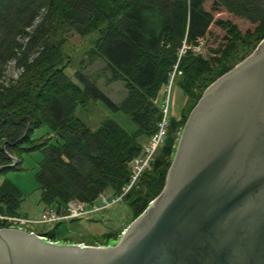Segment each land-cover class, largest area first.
Returning <instances> with one entry per match:
<instances>
[{
  "label": "trees",
  "instance_id": "trees-1",
  "mask_svg": "<svg viewBox=\"0 0 264 264\" xmlns=\"http://www.w3.org/2000/svg\"><path fill=\"white\" fill-rule=\"evenodd\" d=\"M237 19L250 26L243 31ZM90 35H96L87 51L90 62L100 59L105 66L87 75L85 63L76 80L66 72L72 57L65 45ZM263 38L264 0H0V165L12 163L10 155L20 160L0 172V215L23 217L24 192L8 172L23 170L25 154L36 151L44 154L36 172L44 209L74 199L94 204L103 192L121 195L131 178L129 163L143 150L141 138H149L162 119L165 89L177 65L173 84L178 79L188 103L180 116H170L151 168L123 196L131 223L164 189L179 133L204 90ZM201 39L206 55L193 49ZM184 42L189 47L180 54ZM10 62L19 74L6 81ZM98 75L123 81L127 97L114 102L100 88ZM99 100L127 114L136 129L113 118L93 129L78 109ZM83 219L101 223L93 216L68 221ZM63 222L37 233L107 245L122 230L103 228L75 239L60 233ZM11 226L0 219V228Z\"/></svg>",
  "mask_w": 264,
  "mask_h": 264
},
{
  "label": "water",
  "instance_id": "water-1",
  "mask_svg": "<svg viewBox=\"0 0 264 264\" xmlns=\"http://www.w3.org/2000/svg\"><path fill=\"white\" fill-rule=\"evenodd\" d=\"M0 264H264V38L205 90L164 189L116 245L0 228Z\"/></svg>",
  "mask_w": 264,
  "mask_h": 264
},
{
  "label": "rangeland",
  "instance_id": "rangeland-1",
  "mask_svg": "<svg viewBox=\"0 0 264 264\" xmlns=\"http://www.w3.org/2000/svg\"><path fill=\"white\" fill-rule=\"evenodd\" d=\"M236 21L239 23L243 31H245L250 26V23L248 22L244 23L238 19ZM60 37H62L61 34H59L58 38ZM95 37L96 35H90L89 37L83 39L82 37L76 36L74 38H71V40H69V42L65 45L66 52L72 57L71 65L70 67L66 69V72L68 73V75L72 76L76 80H77L76 72L82 69L85 63L87 64V66L83 68L82 71L87 75H93L94 73H99L105 66V63L100 59H96L93 62H90L89 55L87 54V51L93 45L92 39H94ZM186 46L189 47L188 44ZM206 46L207 45H204V40H203L201 51L196 50V47H194L193 49L195 52H198V53L203 52L206 55L208 52L207 50H205ZM256 48L257 47H255V49ZM254 50H252L248 54V56L252 54ZM18 74L19 72L15 67V63L10 62L5 72V80L8 81L10 78L16 77ZM97 80L100 85V88L114 102L119 104L127 97L128 91L126 90V87L123 81H112L111 82L107 78H105V76H99V75L97 77ZM165 93H166L167 102H168V97H169L170 116H180L181 109L185 107L188 103V97L183 91V89L180 87L178 83V79L173 84L171 88V92L169 91V87L168 88L166 87ZM162 98H163V94L161 95L160 99L162 100ZM78 115L83 120H85L87 124H89L93 129L99 128L101 124L103 123V121L107 118L115 119L117 122H119L122 126H124L129 131H133L136 129L134 122L131 120V118L127 114L123 113L122 111L112 110L111 107H109L106 102L101 101V100L92 102L90 107L87 109L79 108ZM183 129L179 133L177 144H176V150H177V146H178L179 139H180ZM149 138L142 137L141 142L143 144H146L147 142H149ZM43 156L44 154L41 151H36V152L25 154L24 163H23L24 169L20 171L12 170L8 172V177L11 178L15 183H17L24 192V200L20 206L19 212L22 214L24 218L27 219V221H25L23 224L20 223V225L11 226L13 228H19V229H23V230H27V231L35 232V233L37 232L39 233V232L46 231V230L53 228L51 224L35 222V220L41 216L42 211L44 209V206L40 200L41 189L36 180V172L40 168V162L43 159ZM110 198L112 199L113 197L110 196ZM97 203L100 204V201H97ZM131 214L132 212H131L128 202L121 200L111 205L110 207L104 208L103 210L92 215L93 217L98 219L101 223L91 222V220H87V219L77 220V221H67L61 224L60 233L65 234V236L72 235V237L76 239V238L89 236L91 233H94L95 235H97L103 231L102 230L103 228L105 229V231H109L115 228H120L122 230H121V234L118 237V239L107 245L100 244L99 242L87 243L81 240H76L77 242H71V243L80 244L81 246H85V247L113 246V245H116L120 241L124 232L127 231V228L129 227V225L134 221L133 220L131 223H128L131 217ZM1 220H4V219H1ZM53 241H57L60 243H65V244L70 243L68 241L67 242L64 241L62 237L59 238V241L58 240H53Z\"/></svg>",
  "mask_w": 264,
  "mask_h": 264
},
{
  "label": "built area",
  "instance_id": "built-area-1",
  "mask_svg": "<svg viewBox=\"0 0 264 264\" xmlns=\"http://www.w3.org/2000/svg\"><path fill=\"white\" fill-rule=\"evenodd\" d=\"M202 42L200 40L199 45L195 46L196 50L201 51L202 49ZM187 43L184 42V45L181 49V53L183 54L187 50ZM177 71V65L175 66L174 72L171 73L169 84V91L171 92L173 80L175 78ZM179 71L178 73H180ZM165 99L162 105V119L158 122L156 131L150 136L149 142L143 145L142 152L134 157L131 162L129 163L130 170H131V178L130 181L123 187L122 194L119 196L110 195L113 198L111 199L108 194L105 192L101 193L99 196L100 204L97 202L94 204H89L84 201L79 200H70L64 206L60 207L59 209L53 208H45L42 211L41 216L35 220L38 223H47L54 225L59 221H68L75 218H86L88 216H92L95 213L103 210L104 208L110 207L111 205L115 204L118 201L123 200V196L129 192V190L133 187L135 183H137L141 174H143L146 170L150 169L152 166V162L160 149L163 145L165 138L168 133L169 128V121H170V104H169V97L168 102ZM115 197V198H114ZM0 219L8 220L13 224V226L20 225V223H24L27 221L26 218L20 216H3L0 215Z\"/></svg>",
  "mask_w": 264,
  "mask_h": 264
}]
</instances>
